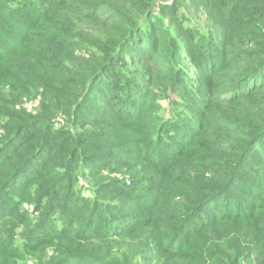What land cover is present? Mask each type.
I'll list each match as a JSON object with an SVG mask.
<instances>
[{"label":"trees","instance_id":"16d2710c","mask_svg":"<svg viewBox=\"0 0 264 264\" xmlns=\"http://www.w3.org/2000/svg\"><path fill=\"white\" fill-rule=\"evenodd\" d=\"M0 33V264H264V0H0Z\"/></svg>","mask_w":264,"mask_h":264},{"label":"rangeland","instance_id":"374dc122","mask_svg":"<svg viewBox=\"0 0 264 264\" xmlns=\"http://www.w3.org/2000/svg\"><path fill=\"white\" fill-rule=\"evenodd\" d=\"M190 16H191V18H194L193 20H192V22L193 23H189L190 25H192V26H195V25H198L200 28H206V26H207V21H206V18L204 17V16H200V13L199 14H196L195 12H194V10H192L191 12H190ZM2 18H4V19H6V17H5V15H3V16H1ZM8 30V32H9V34L10 35H12L13 36V38L16 40V41H20V39L24 36L23 34V31L19 28V27H14L13 29H10V28H8L7 29ZM0 37L3 39V40H8L7 39V37L4 35V34H1L0 33ZM191 51V50H190ZM184 66H187V67H189L190 68V71L192 72L191 74H192V76L194 77H197L198 78V74H199V72L201 71V69H202V67H201V65H198V60L197 59H195V61H194V64H187V65H184ZM4 68H2V70H3ZM1 72V71H0ZM2 73V72H1ZM2 79V77H1V74H0V80ZM3 93H6L5 92V90H3ZM38 106V100H36V102H32V103H29L28 105H26V107L29 109V110H32V109H35V107H37ZM22 109L23 107H21V106H19L18 107V109ZM28 112V111H27ZM17 117H19V118H22L23 117V113L22 114H20L19 116H17ZM3 132H4V130L3 129H0V134H3ZM165 148H166V150L168 151V148H167V146H165ZM179 149L181 148V147H178ZM105 162H108V161H105ZM127 171H129V170H127ZM116 177H121V175L120 174H117V175H115ZM86 191V190H85ZM8 195H7V198H6V201H5V203H4V205H5V207H6V213H4L5 214V216H6V219L8 220V221H10V223L12 224V223H14V222H16V224H20V223H22L23 224V222L24 221H29V220H32V222H34L33 223V227H35L37 224H39L40 223V220H38V218H39V215H40V211H35L34 213H36V214H38V215H35V216H31V215H29V216H27L25 219H23V218H18V216L20 215V208L18 207V205H17V201L18 200H20V201H23V205L24 206H27L28 208H31V206H30V203H27V202H25L24 200H22L23 198H22V194H20V193H18V192H15V189H11V190H9L8 191V193H7ZM15 206V207H14ZM14 208H17V210H15V211H17V214H16V217L15 218H13V217H11L10 215H8V213H9V211L10 210H14ZM128 208L129 209H134V207H132V205H128ZM33 213V214H34ZM21 219H23V220H21ZM4 226V224L3 223H0V227H3ZM192 225H190L189 227H191ZM7 228L8 227H6V229L5 230H7ZM189 230V229H188ZM0 235H2V236H6L5 234H3V233H1ZM23 236H24V231H23V228L21 227V225H19L18 226V231H17V235H16V243L17 244H22V242H23ZM186 237V239H188V238H190L191 236H190V234H188L187 233V231H186V233L183 235V237Z\"/></svg>","mask_w":264,"mask_h":264}]
</instances>
